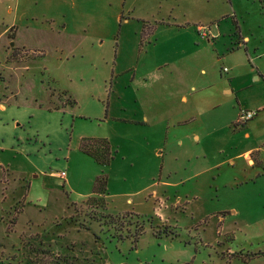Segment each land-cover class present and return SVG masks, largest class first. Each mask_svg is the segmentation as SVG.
<instances>
[{
    "label": "rangeland",
    "instance_id": "1",
    "mask_svg": "<svg viewBox=\"0 0 264 264\" xmlns=\"http://www.w3.org/2000/svg\"><path fill=\"white\" fill-rule=\"evenodd\" d=\"M261 103L264 0H0V264H264Z\"/></svg>",
    "mask_w": 264,
    "mask_h": 264
},
{
    "label": "trees",
    "instance_id": "2",
    "mask_svg": "<svg viewBox=\"0 0 264 264\" xmlns=\"http://www.w3.org/2000/svg\"><path fill=\"white\" fill-rule=\"evenodd\" d=\"M71 103H75V101L71 100ZM79 148L83 153L91 156L96 162L101 164L108 163L112 158L110 143L106 138H82L79 143ZM106 181L107 178L105 175H98L94 182L93 192L95 194L105 193ZM89 198L93 200L99 199L96 196Z\"/></svg>",
    "mask_w": 264,
    "mask_h": 264
},
{
    "label": "crops",
    "instance_id": "3",
    "mask_svg": "<svg viewBox=\"0 0 264 264\" xmlns=\"http://www.w3.org/2000/svg\"><path fill=\"white\" fill-rule=\"evenodd\" d=\"M213 29V27H212ZM214 31V29H213ZM215 33V32H214ZM215 36L217 35L216 33L214 34ZM214 36V37H215ZM246 40V37L244 38ZM194 88V86H192V89ZM196 93L194 94V98H203V102H207V99H204V96H203V93H202V90H200V92L198 93V91H195ZM225 92L226 93H229L231 92V89H225ZM181 98L183 100H186L187 99V96L186 95H182ZM195 100V99H194ZM196 101V100H195ZM197 102V101H196ZM253 109H256V110H264V103H261V105H258V106H254L252 107ZM254 118V117H253ZM252 119V118H251ZM249 120H247V122L244 123V125H246L247 123V137L250 136V133H249V128H250V123H248ZM257 152V153H256ZM259 152V153H258ZM254 154V156H253ZM244 155L247 157V160H248V163H253V165H257V164H261L263 166V163H262V159H261V156H260V149L257 147V146H254V147H249L247 148V151H245Z\"/></svg>",
    "mask_w": 264,
    "mask_h": 264
},
{
    "label": "built area",
    "instance_id": "4",
    "mask_svg": "<svg viewBox=\"0 0 264 264\" xmlns=\"http://www.w3.org/2000/svg\"><path fill=\"white\" fill-rule=\"evenodd\" d=\"M197 30L199 31L200 35L207 38V39H210V38H214V31L212 29V26L210 25H198L197 26ZM224 70L226 71L227 68H224ZM256 114V111L255 110H251V109H246L244 110L243 112H241L240 116H239V119L237 120V124H240V123H245L247 120L253 118ZM66 173L65 171H60V172H57V176L59 177H65Z\"/></svg>",
    "mask_w": 264,
    "mask_h": 264
}]
</instances>
